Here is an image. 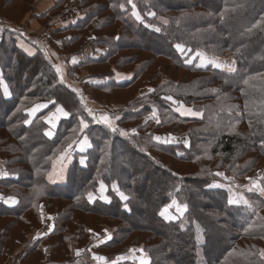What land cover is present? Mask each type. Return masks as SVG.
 Instances as JSON below:
<instances>
[{"label": "trees", "instance_id": "obj_1", "mask_svg": "<svg viewBox=\"0 0 264 264\" xmlns=\"http://www.w3.org/2000/svg\"><path fill=\"white\" fill-rule=\"evenodd\" d=\"M34 1L0 0V17L25 29L27 19L35 13ZM68 1L73 3L56 0L35 19L44 32L54 29L48 40L51 44L61 40V53L66 56L82 54L87 48L93 54L95 48L105 49V54L86 57L73 67V75L81 77L86 90L95 89L103 96L87 98L101 105V113L119 115L117 125L127 127L140 124L137 105L148 100L150 112L156 108L160 122L153 127L150 122L138 125L137 132L148 129L152 143L156 136L179 137L187 141V148L159 146L162 157L170 160L166 163L158 155L141 153L148 138L139 139V134L116 137L107 126H95L75 92L59 82L56 67L40 48L20 32L0 27V80L10 94L4 99L0 91V159L11 177L0 179V196L18 201L9 207L0 200V264L6 260L11 264H105L93 255L110 262L133 246H142L151 264H264L258 251L264 249V227L245 231L251 221L257 225L264 222L244 206L229 204L225 190L211 187L216 172L239 181L255 175L257 169L264 170V123L244 108L246 99L258 105L264 94L253 89H247V96L243 94L247 88L243 80L264 73V30L243 34L264 18V0H133L143 23L131 15L127 0H74L77 4L71 10L75 20L57 29L53 21L66 11L69 14V9L65 10ZM121 3L125 10L118 7ZM225 8L235 11L222 21L220 13ZM148 11L156 17L147 16ZM182 16L186 18L177 24ZM162 19L168 23L162 24ZM153 27H160L161 32ZM19 43L30 47L33 55L24 53ZM177 43L192 51L181 54ZM196 51L232 57L237 71L199 69L194 62L186 63ZM140 54L149 59L138 62ZM156 61L166 62L169 69L163 72L158 65L156 72L151 69L152 74L144 79ZM115 73L133 76L116 82ZM93 78L106 82H86ZM141 80L155 91L140 96ZM253 83L258 85L259 81ZM130 89L135 93L125 103L114 95ZM167 96L201 112L202 117H181L168 105ZM35 104L48 107L36 114L31 124H25L27 110ZM57 106L70 115L58 122L52 137H47L45 119ZM233 106L229 115L227 109ZM237 110L240 116H236ZM81 118L90 121L85 131L92 146L83 154L73 152L64 181L50 182L48 173L55 160L80 136L73 130L78 129ZM230 122L236 124L234 132ZM78 159L86 161L81 164ZM171 164H179V169L191 166L194 171L179 173ZM101 183L107 200L100 198ZM259 183L264 186V173ZM89 192L93 193L92 201ZM122 192L127 200L122 199ZM246 194L264 217V197ZM173 199L186 204L188 210L176 216V221L165 220L161 210ZM42 213L53 217L52 228L48 235L36 239L43 228ZM104 227L114 230L113 238L90 246L91 233L99 235ZM233 250L248 255H230Z\"/></svg>", "mask_w": 264, "mask_h": 264}, {"label": "snow or ice", "instance_id": "obj_2", "mask_svg": "<svg viewBox=\"0 0 264 264\" xmlns=\"http://www.w3.org/2000/svg\"><path fill=\"white\" fill-rule=\"evenodd\" d=\"M127 4L131 5V15L139 22L143 23V18L140 14L139 11H137V6L135 3H133V0H127ZM113 7H117V5H113ZM118 7L121 10H125V4L121 3L118 5ZM239 7H242V5H240ZM235 11V8L229 9V8H225L221 13H220V19L223 21L226 14H228L229 12H233ZM147 16L150 17H156V13L152 12V11H148L146 13ZM211 15V14H210ZM186 17L182 16L180 18H178L176 20V23L179 24L181 22L182 19H185ZM162 24H167L168 21L166 19H162L161 20ZM146 26H152V25H146ZM260 29V30H264V18H260V21L252 23L251 26L247 27L245 29V32L243 34L245 35H250L252 34L255 30ZM153 30L155 32H161V28L160 27H153ZM115 39L119 40L120 37L117 36L115 37ZM176 49L178 52H180L181 54H183L185 51H192V49H186L185 45L182 43H177L175 45ZM237 51L239 52V49H237ZM199 58L200 63H199V67H204L206 65H212L214 68H218L221 69L222 71H227L229 73H235L237 71V68L235 66L236 62L235 60H233L230 64H224L221 63L217 58H209L207 57L205 54L197 51L196 52V56L192 57L191 59H187L185 62L186 63H192L193 59ZM72 63L75 64L77 63L76 59L73 58ZM56 67V72L57 74L60 76V83L64 84V77H63V73L61 70L60 66H54ZM255 81H259V84H255L253 82ZM243 84L245 86H247L246 90L244 91V95L247 96L248 92L247 89H253L255 91H259L262 94H264V73H259L255 76L253 75H249L246 79L243 80ZM0 85H2V80H0ZM73 92H76L78 95L81 96L80 102L81 104L84 106V110L88 112V115L92 118L91 122H95V123H103L104 125H106L113 133L119 132L121 135H128V133L116 128L114 126V121L115 120H119L120 116L119 115H115L113 117H110L108 114L106 113H100V114H96L93 112V110L91 108H88L86 105H84V98L83 96L78 92L77 89L73 88L72 89ZM150 92L155 91L154 89H149ZM213 93H216L217 90L216 89H212L211 90ZM4 92L5 94H8V90L7 87L4 86ZM166 100H170L172 101V96H167L165 97ZM49 103L51 104H56V101L54 100H50ZM173 103H176V101H173ZM48 104H35L32 108L27 110V116L29 118L24 120L25 124H31L32 123V117L35 116V114L41 110L42 108H47ZM245 110L248 112L249 116L251 115H256L259 118V122L260 123H264V98H261L259 101V104L256 105L253 102H249L246 99L245 105H244ZM235 109V106H233L232 108L227 109V111L229 112V115H231L232 111ZM180 109L178 108L177 111H179ZM225 109L221 108V111H223ZM17 111H21V109H17ZM61 115L63 117H68L70 115L69 111H66L65 108L63 106H57L56 107V111L55 113H53L51 116L46 118V123L50 124L52 128H55L56 126V122H57V118L58 115ZM181 115H192V116H201L202 117V113L201 112H194L191 108L187 109L185 112H181ZM241 113L240 111H236V116H240ZM156 116V112L155 110L153 111V117ZM157 123H159L160 121L157 119L156 120ZM89 124L90 121L85 120L84 118H81L79 120V127L78 129H74V132H79L80 136L78 137L77 140L73 141V143H77L79 145V151L83 152L85 151L87 148H90L92 145L89 142V136L86 133V129L89 128ZM249 125L250 127L252 126V120L249 119ZM236 128V124L235 123H231L230 122V131H235ZM46 136L51 137L52 136V132L51 131H46L44 133ZM135 131L133 130V135H135ZM154 139L158 142H163V143H172L173 139H167V140H162L161 137L156 136L154 137ZM185 144H187V141H185ZM72 147V143H70L68 145V148L64 150V152L61 153V156L59 157V161L61 164V172L63 171V167H64V160H66L69 156V152L68 149H70ZM141 151H143V149H141ZM48 159H52L51 157H49ZM81 163H83V161H81ZM8 173L5 171L0 170V176H7ZM215 176H220L223 177L224 174L221 172H216L214 173ZM48 178L50 182H56V178L57 176L55 175V164H54V171L53 172H49L48 173ZM62 179V177H59ZM225 179H229L227 177H225ZM101 187V192L103 193L104 190V185L103 183H101L100 185ZM115 188V186H113ZM253 190H257L261 195H264V186H262L258 181H251V186L247 188L248 192H252ZM88 199L89 201H92L93 199V193L89 192L88 194ZM122 199L127 200L128 197L124 196L123 193L120 194ZM101 199H105L107 200V197L103 196V194H101ZM0 200H4L5 203H9V204H15L18 201L14 198V197H7L4 198L2 196H0ZM229 204L232 205H243L247 210H250L251 213L253 215H255L257 217V220L264 222V217H261L259 215V211H258V207L259 206H254V204L252 202H250L249 199H246L245 196L243 195H239V196H235L232 199H229L228 201ZM175 207L177 212L179 213V215H183L187 210H188V206L186 204H179L175 199H173L172 204L165 207L162 211H161V216H164L166 219H174L175 217L172 216L169 213V209ZM49 219H51V217H49ZM253 227H264V223H261L260 225H257L256 221H251L248 224V228L245 229V231H249L251 230ZM49 233H44V235H48ZM40 237H36V239H39ZM107 239H111V236L108 235ZM103 242V241H101ZM47 251V249H45V252ZM90 251V250H89ZM131 252L135 253L136 251H139L142 254V258L140 259V264H151V260L150 257L147 255V253L143 250V249H139V250H135L132 249L130 250ZM259 254L261 257H264V249L258 250ZM77 256L81 255V252L79 250H77L76 252ZM230 255H240V256H246L248 254L245 253H236L235 250H233V253H230ZM94 260L96 261H104L105 264H117L118 261L120 260H124L127 259V257L124 256H118L116 257L114 260H111L110 262L108 261V258L103 257V256H96L93 255L92 257Z\"/></svg>", "mask_w": 264, "mask_h": 264}, {"label": "rangeland", "instance_id": "obj_3", "mask_svg": "<svg viewBox=\"0 0 264 264\" xmlns=\"http://www.w3.org/2000/svg\"><path fill=\"white\" fill-rule=\"evenodd\" d=\"M77 4V1H74L73 0V5L75 7V5ZM81 8H77V11H80ZM68 16V12L66 11V14H65V17ZM75 20V19H74ZM129 21L133 22L134 24H136V21L129 16ZM7 30H12V31H16V32H20V34L22 36H24L25 38L29 39V40H33L34 42L38 43L37 40H36V31H34V29H29L28 31L29 32H22L21 30L19 31V29H7ZM38 34V33H37ZM40 35V34H39ZM45 34L42 32V37L44 36ZM41 36V35H40ZM1 37V35H0ZM74 37V36H73ZM39 44V43H38ZM45 50V49H43ZM102 52V53H101ZM105 52V49L102 50V48H95V56L94 57H97L98 56V53H101V55ZM189 52V51H188ZM197 52V51H196ZM196 52L193 53V55L190 57V59L194 56H196ZM200 52V51H199ZM203 54H205L207 57L209 58H217L221 63H224V64H230L232 61H233V58L232 57H221V56H216L214 54H210V53H204V52H201ZM105 54V53H104ZM139 56V55H138ZM139 60L138 62L141 60H148L149 59V56L146 55V54H140V56L138 57ZM192 62L195 63V66H197V68L199 69H204L206 67H211L213 69H217V70H220L222 71L221 69H218V68H214L212 65H206L204 67H199V63H200V60L199 58L197 57L196 59H193ZM159 66H161V68H163V72L167 71L169 68L167 66V63L166 62H161V61H156L154 63V65L152 67H148V70L146 71L145 74H147L145 78H147L148 76H150L152 73H151V69L153 71L156 70V68ZM85 71V70H83ZM144 71V70H143ZM149 71V72H148ZM92 72H96L95 70H93ZM148 72V73H147ZM156 72V71H155ZM116 74H123V75H127L129 76L130 78H132L133 76V73H130V74H124V73H115ZM114 75V77H115ZM143 75V74H142ZM118 79V78H117ZM180 80V78H179ZM86 81V80H85ZM119 82L122 81L121 78L118 79ZM154 81V79H153ZM88 84H93V85H98V84H101V83H105L106 81L104 79H96V78H93V79H90V80H87L86 81ZM74 83V82H73ZM144 83V84H143ZM159 83V81H157V84ZM78 86H77V90L78 92L83 96L84 98V105H86L88 108H91L93 110L94 113H101L100 111L102 110V107L101 105H97L95 103H88V102H85V97L84 95H92L94 96L95 98H100V97H103L102 96V93H99L97 90L93 89V91H88V90H84L82 88V85H83V81L81 78L77 79V83ZM149 89H152L150 87V84L146 81V80H141L140 82V90L138 92V94L140 96H147L148 94H150L151 92L149 91ZM135 93V89H130V90H127V91H124V92H116L114 95L117 96V98L119 99H122V102L121 103H125L127 100L131 99L133 97ZM75 94L78 96L76 92ZM80 99H81V96H80ZM173 100L168 103V105H170L172 107V109L177 113L179 114L181 117H186V118H199L200 116H192V115H181V112H185L187 109H189L185 104L183 103H179V102H176V103H173ZM135 105H137L136 103H134ZM150 101L146 100L144 101V103H142L140 106L137 105V116H140L141 117V121L139 122L140 124L138 125H145V126H148L150 125V123H152V127L155 126L157 124L156 120L158 118L157 116V109L156 108H153L150 112ZM180 109L179 111H177V109ZM44 108H42L41 110H43ZM41 110H39L36 114H38ZM155 110L156 112V117H153V111ZM56 109L51 113L49 114L47 117L51 116L53 113H55ZM86 112V111H85ZM150 112V113H149ZM195 112V111H194ZM58 115V118H57V122H56V126L58 124V122L61 120V119H65L67 117H63L59 114ZM90 117V116H89ZM32 119V118H31ZM46 121V119H45ZM117 121L118 120H115L114 121V126L126 133H128V135H121L119 132H116V133H113L111 130V134L114 135V136H120V137H123V138H128L130 136H135L137 134L138 135V138H148V141H144L145 145H142V149L143 151L141 152L142 154L146 153V154H149L151 153L154 157H156L157 155L160 156L161 158L159 159L160 161L163 160L164 162L166 163H169L170 160L168 158H164L162 157L163 155L161 153H163L159 148V146H165V147H172V145H182L183 147H186L187 148V144H185V139H179V137H169V136H165V137H161L162 140H167V139H173V142L172 143H163V142H158L156 141L155 139L153 140V143H152V140L150 139V133L148 132V129H145L144 132H137V127L138 125L137 124H133L129 127L127 126H118L117 125ZM160 121V120H159ZM150 122V123H149ZM48 125V129L47 131H51L53 132L56 128H52L50 124L46 123ZM95 126L98 125V126H102L103 127V123H93ZM100 124H103V125H100ZM106 126V125H105ZM93 128V127H92ZM109 129V128H108ZM133 130L135 131V135H133ZM48 137V136H47ZM136 137V136H135ZM78 139V138H77ZM75 139V140H77ZM78 146V147H77ZM77 148L79 149V145L77 143H73L72 142V147L70 149H68V152H69V156L66 160H64L63 164H64V167H63V171L61 172L60 168H61V164H60V161H59V158L55 160L54 164H55V175L57 176L56 178V182H62L64 181V177H65V174H66V171H67V167L71 161V155L73 154V152H79L80 154H83L85 151L81 152V151H77L76 149H73V148ZM152 148V150H151ZM160 151V152H158ZM77 161H83L82 159H78ZM84 161H86V159H84ZM83 161V162H84ZM54 164H53V167H52V170L50 172H53L54 171ZM83 164V163H81ZM263 165V163H262ZM141 165L139 164L138 167H140ZM171 168L173 169V171H177L179 173H182V172H186L188 171V173L190 172H193V168L191 166H186L184 169H179L180 165L179 164H171L170 165ZM222 173V172H221ZM264 173V170L262 168L260 169H257L256 172H255V175H252L250 177H245L244 179H241V180H237L235 179L234 177L232 176H228L224 173V176L223 177H220V176H215V178L212 180V184H211V187L213 189H223L225 190L228 194H229V197L230 199L234 198L235 196H239V195H243L245 196L246 198V193H248L249 195L250 194H258L259 192L257 190H253L252 192H248L247 191V188L251 186V181H258L260 182L261 180V177ZM59 177H62L59 178ZM225 177L229 178V179H225ZM49 180V178H48ZM112 190L114 191H117V188H113L112 187ZM123 191V190H122ZM99 192V195L105 194L106 192V188L104 187V190H103V193L101 192V187L99 188L98 190ZM124 192V191H123ZM122 192V193H123ZM125 193V192H124ZM123 193V194H124ZM259 196L261 197H264V195H261L260 193L258 194ZM105 200V199H104ZM243 206V205H242ZM164 209V208H163ZM162 209V210H163ZM161 210V211H162ZM169 213L174 216L175 218L174 219H166L164 216H162L165 220H169V221H176L177 220V217H180L181 215H179V213L177 212V210L175 209L174 212H171L169 211ZM49 217L51 216H48V215H45L44 213H42V221H43V229L36 235V236H40V235H43V233H46L48 231L51 230L52 228V222H53V217H51V219H49ZM116 224V223H114ZM113 229L111 227H104L102 230H101V233L99 235H95L93 233H91V236H90V246H95V245H100L103 241L104 243L106 241H108L109 239H107V236L110 235L111 236V239L113 238ZM132 249H135V250H139V249H142V246H133L130 248V250ZM129 250V252H127L126 254L122 255L124 257H127V259H124V260H120L118 262H125V261H133L137 264H140V259L142 258V254L139 252V251H136L135 253L131 252ZM12 256V255H11ZM4 264H11V262L9 260H6V262Z\"/></svg>", "mask_w": 264, "mask_h": 264}, {"label": "crops", "instance_id": "obj_4", "mask_svg": "<svg viewBox=\"0 0 264 264\" xmlns=\"http://www.w3.org/2000/svg\"><path fill=\"white\" fill-rule=\"evenodd\" d=\"M55 1L56 0H35L34 1L35 13H34V15L31 18L27 19V21H28V27L25 28V29H23L21 26H17L16 27V26L12 25L11 23L7 22L6 20L2 19L1 17H0V27L1 28H7V29H13V30L14 29H19V31L21 30L22 32H29L28 31L29 29H34V31H36V34H34V35H36V40H37V42L39 44L36 43V42H34L33 40H31L32 43L35 44L37 47L40 48V51L44 54L45 58H47L54 66H60L61 67V70H62V73H63V77H64V85L66 87H68L70 90H72L73 88H75V89L77 88V86H78V84H76L77 83V79L81 78L77 74L73 75V67L76 66V65H78V64H80L83 61V59L86 58V57L87 58H91V57L94 58L95 53L93 54V51L90 48H87L86 50H84V52L82 54H78V55H75V56H73V54H72V55L66 56L65 54L61 53V49H62L61 40H56L54 44H51L49 42V40H48V33L51 32V31H53L54 29L53 30H49L48 32H44L40 28V25L37 23V21L35 19V16H37L40 13L46 12V10L50 9L53 6V4H54ZM67 3H69V4H67L65 6V10H68L69 9L68 16L65 17V14H63L61 16H58L53 21L54 26L57 29L66 28L74 20V18H73V10H71V9L74 8V5L70 1H68ZM42 32L45 34L43 37H42ZM19 45L22 48V51L24 53L28 54L29 56H32L33 55V51L31 50L30 47H28L25 44H21V43H19ZM43 49H45V50H43ZM101 53H98V54H101ZM73 58L76 59L77 63H75V64L72 63ZM117 78L118 79L121 78L122 79L121 82H126V81H128L130 79L129 76L123 75V74H116L115 75V77H114L115 81L116 82H119ZM59 79H60V76H59ZM4 86H6V85L2 81V85H0V91L2 93L3 98L4 99H8L10 97V94H9V91H8V94H5V92H4ZM82 88L84 90H86L83 87V85H82ZM78 97L80 99V96H78ZM84 97H85V100H86L85 102H88L90 104L91 103H95L94 101L89 100L87 98V96L84 95ZM33 118L34 117H32V119ZM52 136H53V134H52ZM73 149H76L77 151H79V149H77L76 147L73 148ZM88 149L89 148H87L86 150H88ZM3 164H4V161L2 159H0V170H2V171H4ZM6 178H11V177L8 176V175L7 176H0V179H6ZM54 183H59V182H54ZM4 204L6 206L13 207V206H15L16 203L15 204H9V203H5L4 202ZM40 231H38L36 233V235ZM43 235H44V233H43ZM40 236H42V235H40Z\"/></svg>", "mask_w": 264, "mask_h": 264}]
</instances>
